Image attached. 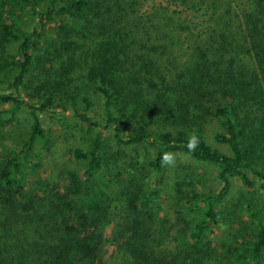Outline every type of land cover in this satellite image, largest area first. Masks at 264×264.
<instances>
[{"label": "trees", "instance_id": "trees-1", "mask_svg": "<svg viewBox=\"0 0 264 264\" xmlns=\"http://www.w3.org/2000/svg\"><path fill=\"white\" fill-rule=\"evenodd\" d=\"M48 2L42 10L45 0H0V70L18 44L11 87L40 95L35 104L0 94L14 106L10 121L23 108L33 119L22 146L0 155V264H104L106 224L115 225L121 264H264V203L244 206L250 221L237 233L232 227L231 240L212 237L214 226L233 222L223 221L221 206L234 178L264 192V0H248L241 11L234 0H167L144 13L140 0ZM23 14L38 19L35 29ZM34 64L43 72L30 80ZM81 73L103 100L101 120L89 115L91 96L80 112L69 92ZM62 95L83 123L104 125L125 145L154 146L144 173L108 180V143L99 133L87 150L75 149L85 167L70 173L66 186L39 180L29 189L40 168L38 147L47 142L41 115ZM214 121L222 128L215 139L230 154L206 142ZM192 135L198 143L189 150ZM165 154L214 166L221 182L219 191L205 192L175 172L183 212L173 252L161 247L169 232L159 203L169 179Z\"/></svg>", "mask_w": 264, "mask_h": 264}, {"label": "rangeland", "instance_id": "rangeland-1", "mask_svg": "<svg viewBox=\"0 0 264 264\" xmlns=\"http://www.w3.org/2000/svg\"><path fill=\"white\" fill-rule=\"evenodd\" d=\"M234 1V7L238 11L245 9L248 5V0ZM166 3L167 0H140V7L137 6V10H140L142 13L151 12L154 7L166 5ZM49 8V2L45 0V3L42 5V10H48ZM22 17L30 30L37 27V18L29 14H23ZM54 28L55 26L53 24L48 25V29L53 30ZM49 36L52 35L49 34ZM17 48L18 44L12 43L9 46L5 60H3L0 70V94L21 95L24 100L37 104L40 100V95L37 93L29 89L16 92L11 87L19 61ZM57 67L52 71L53 74L57 73ZM41 72L43 70L37 64H34V73L32 70L30 80L36 79L35 75ZM68 89L70 94L73 93L77 98V108L80 112H85L84 105L81 102L83 97L91 96L95 104L89 112V115L95 120H101L103 100L100 95L95 94L90 88L83 73L77 75L75 81L69 85ZM13 108L12 103L4 104L0 101V120H9L6 127L3 128L0 126V155L5 153V148L12 149L21 147L27 139L30 126L33 122L32 116L26 108H23L17 113L15 121H10V111ZM41 117L43 119L47 142L46 145L38 147L40 168L35 175L30 176L29 189L32 188L33 183L39 180L50 183L51 188L59 185V183H61V188L66 186L68 183V175L72 172H79L85 167V162L77 161L74 158L73 153L75 149L82 148L87 150L91 146L93 139L99 133H102L108 143L107 161L109 170L106 175L107 178L109 177L108 180H111V178L115 180H119V178L120 180L127 179L128 173L132 171L135 175H142L144 171L141 168L148 160L153 158L157 151L151 145H125L115 140L111 130L104 128V125L89 126L83 123L76 118L71 104L64 95H62V99L56 103V106L50 112L43 113ZM221 132L222 128L217 122H210L206 125L205 129L206 142L212 148L230 154L228 146L217 142L215 139L216 135ZM171 157L172 163H169L167 172L169 179L163 182L159 203L161 204V214L169 225V232L164 237L161 247L173 252L179 247V221H181L180 213L183 212L171 183L174 182L175 172L179 171V175L185 177L187 182L195 183L205 192L219 191L221 189V182L218 178V169L216 167L201 164L183 154L173 155ZM226 201L221 206V210L225 213V219L223 216L222 218L223 221L233 222H223L220 226H214L212 237L218 243L233 238V236L231 238L232 233L230 230L232 227L234 228L233 232L237 233L236 231L239 229L242 221H250L244 206H261L264 203V192L258 187L244 188L241 182L237 178H234L232 192ZM189 217L186 216L187 219ZM114 228V224H106L103 229L105 245L102 256L104 258V264H121L125 258L120 245L113 241Z\"/></svg>", "mask_w": 264, "mask_h": 264}, {"label": "clouds", "instance_id": "clouds-1", "mask_svg": "<svg viewBox=\"0 0 264 264\" xmlns=\"http://www.w3.org/2000/svg\"><path fill=\"white\" fill-rule=\"evenodd\" d=\"M198 143V138L195 136V135H192L189 137V140H188V148L189 150H194V148L196 147ZM164 160L168 163H172V157L170 154H165L164 156Z\"/></svg>", "mask_w": 264, "mask_h": 264}]
</instances>
